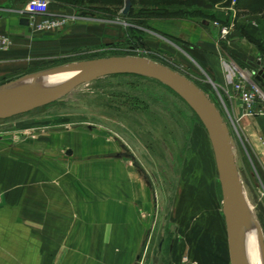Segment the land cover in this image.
<instances>
[{
	"label": "rangeland",
	"instance_id": "rangeland-1",
	"mask_svg": "<svg viewBox=\"0 0 264 264\" xmlns=\"http://www.w3.org/2000/svg\"><path fill=\"white\" fill-rule=\"evenodd\" d=\"M130 2L123 15L125 0H104L97 11L80 0H51L68 8L70 24L99 34L92 30L89 45L41 60L0 90L71 63L134 56L180 73L219 111V90L169 33L201 19L230 30L248 23L264 29V0ZM226 96L239 101L233 86ZM205 135L177 93L133 74L78 85L0 120V264H173V200L187 152ZM254 193L248 213L264 241V192ZM180 264L194 263L183 256Z\"/></svg>",
	"mask_w": 264,
	"mask_h": 264
},
{
	"label": "crops",
	"instance_id": "crops-1",
	"mask_svg": "<svg viewBox=\"0 0 264 264\" xmlns=\"http://www.w3.org/2000/svg\"><path fill=\"white\" fill-rule=\"evenodd\" d=\"M27 1L0 0V35L9 39L8 47L0 50V83L33 71L41 60L65 56L89 45L92 30L96 36L99 34L96 27L92 29L80 22L69 23L66 29L56 32L34 33L29 25L31 16L24 11ZM48 13L67 16L70 11L63 4L56 7L51 3ZM213 23L206 19L186 21L183 31L169 34L175 42L177 39L181 53L219 90L217 107L232 139V152L248 205V198L255 195L254 188L264 192V99L248 113L240 101L227 98L226 90L231 91L240 74L247 82H256L264 65V29L248 23L237 30L234 26L222 37L220 27L227 25ZM263 83L257 82L264 94ZM205 137L206 142L203 140L195 153L187 152L181 168L171 212L176 227V239L171 246L173 264H180L183 256L194 264H231L215 158L210 139Z\"/></svg>",
	"mask_w": 264,
	"mask_h": 264
},
{
	"label": "water",
	"instance_id": "water-1",
	"mask_svg": "<svg viewBox=\"0 0 264 264\" xmlns=\"http://www.w3.org/2000/svg\"><path fill=\"white\" fill-rule=\"evenodd\" d=\"M130 7V0H125L121 13L127 15ZM63 72H75L76 75L50 91L34 92L26 88L0 90V120L46 106L78 85L114 74H136L161 82L182 98L208 133L217 168L230 262L231 264H246L241 249V226L247 215V202L239 180L232 152L233 143L227 125L209 98L180 73L164 65L134 56H113L71 63L35 74L32 77ZM255 81L256 83L264 82V69L258 71ZM259 237L260 249L264 258V241L260 229Z\"/></svg>",
	"mask_w": 264,
	"mask_h": 264
},
{
	"label": "built area",
	"instance_id": "built-area-1",
	"mask_svg": "<svg viewBox=\"0 0 264 264\" xmlns=\"http://www.w3.org/2000/svg\"><path fill=\"white\" fill-rule=\"evenodd\" d=\"M236 1V0H235ZM51 0H28L24 11L31 16L29 25L34 33L56 32L60 31L74 19L73 16H54L48 13ZM38 17L39 20H35ZM216 25V23H214ZM229 26L220 27L222 37L228 34ZM9 39L0 35V50L7 48ZM237 82L233 84V90L236 93L243 109L251 113L254 111L258 100L264 99V94L259 84L256 82H247L243 75H238ZM185 258V257H184Z\"/></svg>",
	"mask_w": 264,
	"mask_h": 264
},
{
	"label": "bare ground",
	"instance_id": "bare-ground-1",
	"mask_svg": "<svg viewBox=\"0 0 264 264\" xmlns=\"http://www.w3.org/2000/svg\"><path fill=\"white\" fill-rule=\"evenodd\" d=\"M75 75V72H63L39 76L32 79H25L4 89L26 88L34 92H45L63 85ZM259 239V228L257 225L255 227L252 219H250L247 208V215L241 226V249L246 264H264Z\"/></svg>",
	"mask_w": 264,
	"mask_h": 264
},
{
	"label": "trees",
	"instance_id": "trees-1",
	"mask_svg": "<svg viewBox=\"0 0 264 264\" xmlns=\"http://www.w3.org/2000/svg\"><path fill=\"white\" fill-rule=\"evenodd\" d=\"M82 3H85L88 5L89 8H91L92 11H97V7L104 3V0H80ZM262 64V63H260ZM263 65V64H262ZM264 69V65H263ZM136 75V74H133ZM196 116V115H195ZM198 119V118H197ZM199 121V120H198ZM219 188V183H218Z\"/></svg>",
	"mask_w": 264,
	"mask_h": 264
}]
</instances>
